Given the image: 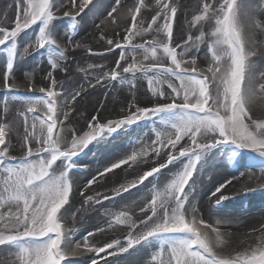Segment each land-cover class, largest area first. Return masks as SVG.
Returning <instances> with one entry per match:
<instances>
[{
	"label": "snow or ice",
	"instance_id": "6c2138e0",
	"mask_svg": "<svg viewBox=\"0 0 264 264\" xmlns=\"http://www.w3.org/2000/svg\"><path fill=\"white\" fill-rule=\"evenodd\" d=\"M67 2L76 11L65 10L62 15L70 19L75 28L78 18L93 0H80L79 5L77 0ZM112 5L120 6V0H114ZM65 7V0H15L14 26H0V47H7L8 55L0 80L9 92L17 89L15 81L10 83V79L14 77L18 59L45 47H51L57 53L49 59L50 87L39 89L44 94L41 97H25L24 109L16 113L25 128L26 152L19 158L10 154L5 140L13 127L6 119L7 101L0 112V246L9 249V258L0 264H77L70 258L85 253L94 254L86 264H101V261L115 264L109 257L131 254V249L139 252L141 247L138 246L145 250L148 247L155 249L146 264H264V225L253 229L260 235L252 243L233 248L231 234L220 230L221 224L231 221H205L189 198L194 191L189 183L193 174L214 149L230 146L233 156L249 150L264 157V70L252 59L257 54L258 44L264 46V41L256 39L258 33L264 34V20L258 19V13H264V5L256 6L249 0L240 3L237 0H202L191 23L200 26L197 39L206 42L207 68L197 66L195 54H187L192 47L187 41L184 46L173 43V25L178 12L173 0H158L147 23L141 12L150 7L145 0H137L133 7L122 12L111 6L107 11V17L111 19H100V24L111 26L118 16L121 19L130 16L131 26L124 25L122 40H107L112 46L108 51L114 47L120 50V55L115 68L100 73L96 84L104 79L116 81L118 77L121 82L128 80L122 73H131L133 80L136 72L145 76L152 73L148 78V90L155 102L131 105L117 119L103 121L92 117L87 131L78 133L72 129L70 141L61 132L63 121L68 119L72 109L69 100L60 95L53 75L66 59L67 48L56 36L54 24L60 19L57 13ZM33 25H39L38 33L21 46L20 34ZM205 25L207 31L203 30ZM153 34L161 38L157 39ZM66 35L68 44H72V35ZM136 37L143 42L133 43ZM140 54L142 61L148 63L136 59ZM165 59L167 64L163 62ZM91 86L95 87V84ZM78 95L79 92L73 93L71 100ZM12 100L16 101L17 97L13 96ZM157 117L162 127L155 130L151 144L139 142L130 155L98 170L85 185L90 188L100 177H106L129 162H145L150 151L161 157V150H164L158 165L153 164L136 180L114 188L112 197H103L104 200L114 199L148 181L152 188L139 208L144 215L137 222L131 219L129 211H121L106 226L97 227L79 240L74 239L75 230L66 225L61 209L69 203L73 192V170L80 166L75 158L90 144L107 141L122 129ZM169 165L176 171L166 177L167 182L154 183ZM259 171L264 174V164L259 166ZM233 179L235 176L211 192L216 206L228 199L222 190ZM80 195H84L83 189ZM99 195L97 193V197ZM89 202L100 204L101 200L89 195L85 203ZM119 225L127 228L123 241L113 239L93 243L89 240L95 233H105L106 228Z\"/></svg>",
	"mask_w": 264,
	"mask_h": 264
},
{
	"label": "rangeland",
	"instance_id": "374dc122",
	"mask_svg": "<svg viewBox=\"0 0 264 264\" xmlns=\"http://www.w3.org/2000/svg\"><path fill=\"white\" fill-rule=\"evenodd\" d=\"M65 2H67V0H65ZM136 2L137 0H134L131 7H133ZM157 2L158 0H145V3L150 5V7L141 10L142 14L146 17V23ZM173 2L178 6V12L173 25V43L184 46L187 41L189 45H192V47L188 49L187 54L189 56L195 54L197 56V66L207 68L206 42L197 39L200 35L198 31L200 26L191 23L193 16L198 14V7L202 0H173ZM240 2L241 0H237V3ZM249 2L256 6L264 5V0H249ZM79 3L80 2L77 1V5H79ZM66 5L67 8H63L60 13H57L60 19L54 21L56 26L55 34L62 46L67 48L65 53L66 59L61 61V66L53 72V75L57 81V88L61 91H67L70 99L73 93L79 92L76 98H81L82 95L86 93V96H91L93 99L92 101H94L93 107L86 112L84 111L87 114L83 116L82 119H78L74 122L75 119L68 116V119L63 121L64 130L61 132V135L70 141L72 129H75L78 133L81 132V130L87 131V124L92 117H96L103 121L117 119L122 117L131 105L143 106L149 104L150 101L155 102V97H152L148 90V78L152 73H148V75L145 76L140 72H136L134 80L131 78V73H122L123 76L128 77V80L121 82L118 77L116 81L104 79L101 83L96 84V79L100 73H106L115 68L116 61L119 59L120 50L113 47L112 51H108L112 46L107 44V40H122V37L125 35L124 25L131 26L130 16H126L123 19L118 16L116 23L111 26L100 24V19H111L107 17V11L109 10L108 8L101 9L98 3L93 2L88 6L87 10L85 9L86 11L83 15L81 14V17L78 18L77 27L73 28L72 21L63 17L62 13L65 10L75 12L76 9L72 8L71 4L68 2ZM15 16V0H0V26L7 28L13 27ZM80 19H84L85 21L91 19V22H93V24L96 22V26L99 25L101 29L98 30L97 28V34L94 35L83 30L80 31ZM137 19H139V17H137ZM258 19L264 20V13H258ZM117 25H119V27H117ZM203 30L207 31L208 26L205 25ZM38 31L39 25H33L31 28L22 32L18 38L19 44L23 46L27 42L33 40ZM66 33L72 35V44H68ZM95 35L98 40L93 37ZM153 35L157 39L161 38L160 35ZM102 36L104 37L103 39L101 38ZM189 36L192 37L191 40L188 39ZM256 39L258 41H264V34L258 33ZM140 42H143L140 37H136L133 41V43ZM256 51L257 54L253 56L252 59L256 61L261 70H264V46L258 44ZM56 55L57 53L54 49L45 47L38 52H32L29 56L18 59L14 68V77L10 79V83L14 80L17 85L15 91L9 92L4 89L2 80H0V112H3L5 101H7L8 114L6 119L13 125L15 133L14 137L10 138V131H8L5 140L6 144H8L10 154L18 158L24 155L26 148L24 147V124L23 121L16 116V113L24 109L25 97H41L44 94L40 93L39 89L41 87H50V79L47 77V73L52 71V69L49 64V59L54 58ZM131 58V54L129 53V62ZM136 59L142 61V54L137 55ZM7 61V47H0V75H2ZM142 62L148 63L147 61ZM163 62L165 64L168 63L166 59ZM121 63L124 64L125 61H121ZM92 65H102L103 67L94 68L91 67ZM91 84H95V87H92ZM133 84L134 87L132 86ZM30 86L32 89L31 91H29ZM164 88L167 90V84L164 85ZM13 96L17 97L16 101L12 100ZM76 98L75 100H77ZM98 101L100 107H96ZM38 112H40L39 108ZM40 114H43V112H40ZM256 114L259 115L260 110L257 109ZM161 123L159 117L152 120L140 121L130 128L122 129L120 132L114 133L107 141L90 144L84 152L75 158L80 166L73 170L75 173V175H73V181L77 179V177H80L83 180L77 179V181L86 183L98 170L123 158L124 155L132 151V148L139 142L142 141L145 145L151 144L152 140L155 139V130L162 127ZM29 124H31V114H29ZM36 131H39V127H37ZM122 150H125V153ZM162 158L163 157H161V159ZM261 164H264V157L249 150H243L239 154L233 156L230 146H224L214 149L212 153H209L201 166L198 165V171L193 174L192 181L189 182L194 189L189 198L191 204L197 209L200 217L205 221L209 220L211 223H215L218 220H230L231 223L221 224L220 227L239 229L242 225L239 220L243 215H248L252 217L251 219H254L252 221L253 223L249 224V226L256 227L257 221H255V216L264 211V174L259 171V166ZM126 165L127 164L122 165L121 168L115 169L111 173L114 175L120 174L121 170L126 168ZM130 165L128 166L130 168L128 170L131 172L132 168ZM150 168L151 167L145 168L139 172L135 171L132 174L133 179L131 181L136 180L143 171L150 170ZM172 169L173 172L176 171V168L169 165L168 168L163 169L162 172H168ZM240 173H243V175ZM233 176H235V179L232 180V183L222 190L224 194L228 196V199L221 205L216 206L215 197L211 196V192L215 190L216 186ZM201 191L204 192L203 198H200ZM109 193L110 190H105L103 193H99L100 195L98 197L96 194H91L100 199L101 203L111 202L113 208L112 212H100L96 219L93 213L95 210L97 211L95 208L99 204L93 202L85 203V198L89 196V194L74 204H71L69 199V203L61 209V212L65 216L66 225L75 230L74 239L79 240L80 237L85 236L93 223H96L97 227L106 226L109 220L114 221L115 216L121 211H129L131 219L137 222L144 215L143 213L141 217H138L136 212H140L139 208L146 198L142 200L141 197L142 201H138L139 199L133 200L135 197L127 198L126 200H122L124 201L123 203L118 199V196H115L114 199L104 200L103 197L105 195L109 197L114 195V193ZM145 194L149 196L148 193ZM207 194L209 196H207ZM217 195H219V193H217ZM121 227L122 225L106 228L105 233H100L103 238L100 242H110L113 239H121L123 241L127 234L121 231ZM115 229L118 231L111 234V231ZM251 242L252 240L239 241L233 245V248H243ZM138 247H141V251H133V256L137 258L134 263L146 264V261L150 259L155 249L153 247H148L145 250L143 246ZM8 253L9 249H7L6 246H0V261L8 259ZM91 255L83 258L82 261H79L78 257H72L70 259L76 261L77 264H86ZM12 258L14 259V257ZM111 259L115 261V264H119L118 258L111 257ZM102 264H104V262Z\"/></svg>",
	"mask_w": 264,
	"mask_h": 264
},
{
	"label": "bare ground",
	"instance_id": "6f19581e",
	"mask_svg": "<svg viewBox=\"0 0 264 264\" xmlns=\"http://www.w3.org/2000/svg\"><path fill=\"white\" fill-rule=\"evenodd\" d=\"M77 1L80 2V0H77ZM93 2L98 3L99 4L98 6H100L101 9L102 8L103 9L108 8V10L110 11V7L114 6V7H117L118 12H122V11H126L128 8H130L132 3L134 2V0H120V6L112 5L114 0H93ZM65 3L67 4V2H65ZM121 6H123V7H121ZM65 8H67V5H66ZM82 15H83V13H82ZM113 15H117V13H113ZM83 20L80 21V26H79V30L80 31L83 30V31L89 32L92 35H94V34H97V28H98V30L101 29L100 27L96 26V22L93 24V22H91V19H88L86 21L85 20L83 21ZM93 37H95V39L98 40L96 38L97 37L96 35L93 36ZM67 93H68L67 91H61L60 95L65 97V98H67L69 100V108L72 109L69 112V117L74 118L75 119L74 122H76L78 119H82V117L87 114L85 112L93 107V102L94 101H92L93 99H92L91 96H86V93H84V95H82L81 98H76L77 100L71 101V99H70V97L68 96ZM96 107H100L99 101H98ZM96 107H95V109H96ZM14 135H15V133H14V129L12 127V130L10 131V138L14 137ZM128 149H126V150H128ZM163 152H164V150H161V157H163ZM127 154L130 155L131 151L127 152ZM127 154L124 155V157L127 156ZM161 157H156L154 155V153H151V151H150L148 157L145 160V162H139L137 164H132L131 162H129V164L126 165V168H124L125 170L124 169L121 170L120 174L118 173V174L114 175V174L111 173V174H107L106 177H100L98 182L94 183L90 188H85L86 183H82L81 181L83 179L80 178V177H77V179L81 180V181L78 182L77 179H74V187H73V192H72V194L70 196V201H71L70 203L74 204L75 202H78V201L82 200L88 194L89 195H91V194H96L97 195V193L101 194L105 190H108V191L110 190L109 194L114 193L113 192L114 188H117V187H119L122 184H127V183L131 182V180L133 179V175L132 174L135 171L136 172L137 171L138 172L142 171L145 168L152 167L153 164H157L158 165V163L161 161ZM129 165L132 168L131 172H130V170H128V169H130L128 167ZM172 172H173V169L171 171H168V172H162L163 175H158L157 181H154V183H159L161 185L166 183L167 182L166 177H170ZM149 179L151 180L152 178H149ZM151 188H152V185L149 184L148 181H144L143 184H140L136 188L130 189L129 192H123V194H121V196H118V199L120 201H122V200H126L127 198H134L135 197L133 200L139 199L138 201H142V200H144L145 198L148 197V196H146L145 193L150 194V189ZM81 189L84 190V195L83 196L80 195V190ZM203 193H204L203 191L200 192V198L204 197ZM207 196H209V195L207 194ZM141 197H142V200H141ZM123 202L124 201H122L121 203H123ZM95 209H97V211L95 210L94 213H93L95 215V219H96L97 215L100 212L103 213V212H112L113 211L111 202L101 203V204L97 205V207ZM142 214L143 213H141V212H136V215L138 217H141ZM251 218L252 217H249L248 215H243V217L239 220L242 223V225L240 226L242 228L239 227V229L220 227L221 231H224V232H227V233L231 234L232 247H233V245L235 243H238L239 241L252 240V242H253L254 238L258 237L260 235L259 232H254L253 229L254 228H260L262 225H264V211L262 213L260 212L258 215L255 216V221H257V226L256 227L249 226V224H252L253 223L252 221L254 220V219H251ZM207 222H209V220ZM209 223H211V222H209ZM91 226L92 227L89 228L88 232L93 231L94 229L97 228V224L96 223H93ZM115 231H118V230L115 229L114 231H111V234H113ZM121 231L125 232L127 234L126 226L122 225ZM88 232L86 233V235L88 234ZM73 238H75V237L73 236ZM96 238H100V239L97 240ZM89 240L92 241L93 243H101L100 241L103 240L102 234L97 232V233H95L94 237H89ZM134 250L135 249H131L130 250L131 254L124 253V254H120V255L116 256V258H118V261H119L118 263L119 264H135L134 262H135V260H137V258H135L133 256V251ZM109 251H111V250H109ZM89 255H91V253H85V255L79 256L78 260L82 261L83 258H85V257H87ZM109 259L112 260L111 257H109ZM102 263H103V261H101V264Z\"/></svg>",
	"mask_w": 264,
	"mask_h": 264
}]
</instances>
